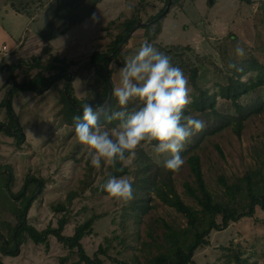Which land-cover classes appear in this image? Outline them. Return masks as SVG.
I'll use <instances>...</instances> for the list:
<instances>
[{"label": "rangeland", "instance_id": "1", "mask_svg": "<svg viewBox=\"0 0 264 264\" xmlns=\"http://www.w3.org/2000/svg\"><path fill=\"white\" fill-rule=\"evenodd\" d=\"M139 1L124 0L109 5L108 11L105 12L106 8L101 14L104 19L95 23L94 34H99L105 18L115 17L117 24L111 27V36H107L104 31L105 34L99 37L93 46L88 44L83 47L81 54L72 59L76 65L71 66L70 70L74 74L73 86L79 100L86 99L88 82L95 74L87 65L92 51H107L113 36L123 30L122 24L126 19L140 16L144 24L150 17L160 13L167 2L148 0L144 7L139 8ZM156 27L152 26V32ZM145 40L171 56L173 65L183 70L188 81L191 68L197 66L202 73L200 85L211 93L218 92L222 85L227 84V76L234 74L233 69L228 68L229 63L238 64L246 59H256L264 64V0H252L251 4L241 0H178L162 20V32L155 40H148L145 30L136 28L124 48L125 60L134 54ZM237 43L245 48L246 55L243 58L235 55ZM43 57L46 64L49 56ZM120 67L115 61L111 63L115 87L119 85L117 70ZM38 73L39 69L30 71L28 65H25L17 72L16 82H28ZM54 74L56 72H48L45 75L48 77ZM251 77L252 73L246 75L243 80L247 81ZM12 83L7 80L3 89L7 92ZM64 85L65 80L62 79L41 95L34 91H17L13 108L26 141L17 146L14 137L0 133V164L12 167L15 177L13 191H21L28 175L43 177L47 182L45 190L33 202L28 214V222L40 231L49 225L58 226L62 214L55 213L52 207L64 201L67 194L79 186L88 173L87 166L91 165L88 149L85 146H76L75 132H69L62 120L61 92ZM189 88L191 89L190 86ZM260 96L264 99V87L244 97L241 102L251 103ZM218 102V107L223 113H234L230 101L218 98ZM0 122L4 126L9 124L6 110L2 107ZM191 143L190 138L182 152L188 151ZM142 147L158 165L163 166L164 160L169 158L168 154L157 156L150 145L144 144ZM217 147L221 149L222 154ZM195 152L201 158L204 178L216 200L227 198L225 189L218 182L221 176L231 184L239 181L248 171H256L264 178V110L260 114L251 115L245 121L241 137L230 127L206 137ZM182 157L185 163L174 173L176 190L186 204L199 209L197 202L184 191V183L193 184L194 177L187 162L188 156ZM124 164L132 172L135 171V157L125 160ZM109 166L102 161L99 169L94 168L92 176L95 178V185L102 186L107 182L102 172L108 174ZM128 177L134 180L133 174ZM152 198V209L135 218L132 211H125L130 202L124 203L103 193L92 194L87 191L85 196L74 200L71 219L64 234L72 236L78 225L93 215L101 216L94 224L93 233L82 240L86 253L93 258L101 246L109 245L108 255L99 256L104 264H118L114 259L132 263L135 257L146 262L147 258L151 259L157 254V243H163L164 221L176 229L187 226L185 218L175 209L154 195ZM4 206L0 208V221H14L9 212L4 211L7 205ZM125 212L127 214L123 218ZM1 227L3 226L0 223ZM1 231L7 235L6 230ZM209 243V246L196 251L193 264H234L233 253L247 259L248 264H264V211L257 208L254 217L231 223L225 230L212 231ZM66 256L68 260L64 264H75L79 261L77 251L70 252L53 236L49 238L48 247L44 244L36 245L30 239L26 240L17 257L0 253L4 264H61V259Z\"/></svg>", "mask_w": 264, "mask_h": 264}, {"label": "trees", "instance_id": "2", "mask_svg": "<svg viewBox=\"0 0 264 264\" xmlns=\"http://www.w3.org/2000/svg\"><path fill=\"white\" fill-rule=\"evenodd\" d=\"M103 0H93L91 14L94 13L96 7ZM178 0H167L165 8L155 16L150 17L146 23L138 28L145 30V36L148 40L153 41L162 32V20L170 13V8L175 5ZM243 3L251 4L252 0H241ZM148 0H140L139 8L144 7ZM117 21H111L104 29L107 36H111L110 29L115 26ZM142 23L140 16H133L126 19L123 24V30L108 45L107 51L95 50L89 55L87 62L88 68L95 71L94 77L88 82L87 97L79 100L75 95L73 86L74 74L70 67L76 65L75 62H68L67 59L61 58L59 55L52 53L51 46H46L41 56H35L28 60H21L17 64H9L1 66L0 69H6L9 72L8 82H13L9 86L4 100L0 103V107L6 110L9 118V124L4 126L0 122V133L14 137L17 146H21L26 141L22 127L17 123V116L13 108V99L17 91L27 90L34 91L41 95L50 90L51 86L64 79L65 85L61 92V102L63 109L61 111L62 120L68 127L69 132H74L73 118L80 116L82 118V105L90 103L93 108H100L106 105L110 98L113 88L115 87L112 79L113 70L111 63L115 61L121 67L125 63L124 48L131 40L135 32V25ZM157 26L152 32V26ZM48 55V62L44 63V57ZM28 65L30 71L39 69L30 81L19 84L16 82L17 72ZM242 68L239 72L233 69L234 74L227 76V84L222 85L218 92L211 93L200 85V70L197 66L192 67L190 71L189 86L192 89L191 103L184 109V115H191L194 118L202 119L205 127L203 131L195 133L191 136L192 143L186 152H181V156H188L193 184L184 183V191L186 195L197 202L199 209H196L184 202L178 194L175 186L174 173L158 165L146 153L142 144L136 151L135 171H131L123 162H117L115 166L108 167V174L105 180L111 177H121L133 174V190L134 199L130 201L125 211H132L133 216L138 218L141 214L148 213L152 207L150 201L152 196H156L163 203L173 208L181 214L186 222L185 228L176 229L165 221L163 243H157L158 252L151 259L147 258L146 262L141 258L135 257L132 263L126 261L114 262L118 264H193L194 256L198 249L209 246V236L212 231H222L229 227L231 223H236L244 218H252L255 216L257 208L264 211V178L256 171H248L236 183H229L228 180L221 176L218 179L219 185L225 189L226 199L216 200L213 193L209 190L207 182L204 178L201 158L196 154L198 145L203 140L225 129L232 128L238 137H241L245 121L253 114H260L264 110V99L260 96L251 103L243 104L241 100L258 89L264 87V64L256 59H246L236 64ZM48 72H56L54 75L46 76ZM252 73V77L247 81L243 78ZM218 98L230 101L234 113H223L218 107ZM135 105L130 104L129 107ZM119 106L115 98L111 95L110 104L104 111L111 112L118 110ZM100 122L108 128H113L118 122L106 124L103 112L100 116ZM82 148L76 139V146ZM79 148L77 150L79 151ZM219 152L222 151L217 147ZM193 153V154H191ZM94 167L87 166L85 178L80 181L79 186L75 190H71L66 199L52 207L57 214H62L58 220V226L49 225L45 230L40 231L34 225L28 222V214L33 202L38 199L45 190L46 180L43 177L28 175L20 192L15 193L13 186L15 177L10 165L0 164V208L5 207L4 211H8L14 221H3L0 223V253L4 256L17 257L20 254L22 244L30 239L34 244H44L49 246V238L55 237L70 252H78L79 261L75 264H104L100 255H108L109 245L101 246L95 256L91 258L85 251L82 240L85 236L93 233L94 224L101 217L93 215L84 223L78 225L72 236L64 234L65 228L71 219V207L74 200L85 196L87 191L92 194L103 193L102 186L95 185V178L92 176ZM7 202V204H5ZM124 213L126 217L127 213ZM128 216V215H127ZM220 218V219H219ZM1 230H6L7 235ZM156 245V244H155ZM156 245V247H157ZM234 264H248L247 259H243L240 254L233 253ZM68 257L61 259L64 264ZM0 264H4L0 257Z\"/></svg>", "mask_w": 264, "mask_h": 264}, {"label": "clouds", "instance_id": "3", "mask_svg": "<svg viewBox=\"0 0 264 264\" xmlns=\"http://www.w3.org/2000/svg\"><path fill=\"white\" fill-rule=\"evenodd\" d=\"M235 55L243 58L245 48L237 43ZM229 69L242 72L235 63ZM119 85L112 90L119 109L110 113L82 105V118H73L75 138L88 149L92 167L99 169L103 161L115 166L136 156L142 144L152 146L157 155L168 154L163 167L178 172L185 161L181 156L186 142L195 133L203 131L202 119L184 115L191 103L188 78L174 66L172 57L145 40L118 70ZM136 105L129 107V105ZM103 112L108 128L100 122ZM133 180L128 176L111 177L102 185L109 198L128 203L134 199Z\"/></svg>", "mask_w": 264, "mask_h": 264}, {"label": "crops", "instance_id": "4", "mask_svg": "<svg viewBox=\"0 0 264 264\" xmlns=\"http://www.w3.org/2000/svg\"><path fill=\"white\" fill-rule=\"evenodd\" d=\"M117 1L124 2L103 0L91 14L93 0H0V67L41 56L46 46L54 55L72 61L83 47L93 46L105 34L115 17L105 18L98 35L94 25ZM8 76L6 69H0V103L6 96L3 86Z\"/></svg>", "mask_w": 264, "mask_h": 264}, {"label": "water", "instance_id": "5", "mask_svg": "<svg viewBox=\"0 0 264 264\" xmlns=\"http://www.w3.org/2000/svg\"><path fill=\"white\" fill-rule=\"evenodd\" d=\"M211 2H213V0H211ZM139 25H142V23H139V24L135 25L134 30H136V28H137ZM111 95H112V93L110 94V98H109L108 102H107L106 105L103 107V110L106 109V107L110 104V102H111Z\"/></svg>", "mask_w": 264, "mask_h": 264}, {"label": "built area", "instance_id": "6", "mask_svg": "<svg viewBox=\"0 0 264 264\" xmlns=\"http://www.w3.org/2000/svg\"><path fill=\"white\" fill-rule=\"evenodd\" d=\"M2 54H0V64L3 62V58L1 57Z\"/></svg>", "mask_w": 264, "mask_h": 264}]
</instances>
